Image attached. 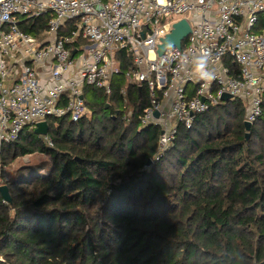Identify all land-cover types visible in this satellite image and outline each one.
I'll return each instance as SVG.
<instances>
[{"label":"trees","instance_id":"obj_1","mask_svg":"<svg viewBox=\"0 0 264 264\" xmlns=\"http://www.w3.org/2000/svg\"><path fill=\"white\" fill-rule=\"evenodd\" d=\"M48 18L20 25L38 36ZM130 65L110 93L85 87L89 116L48 119L54 146L30 126L3 144L6 167L43 159L0 177L11 198L0 192V264H264V102L248 139L246 105L230 98L160 152V129L140 125L149 99L126 81Z\"/></svg>","mask_w":264,"mask_h":264},{"label":"built area","instance_id":"obj_2","mask_svg":"<svg viewBox=\"0 0 264 264\" xmlns=\"http://www.w3.org/2000/svg\"><path fill=\"white\" fill-rule=\"evenodd\" d=\"M263 14L264 0H0V177L7 171L3 144L49 118L86 117L85 87L110 93L127 62L126 81L144 87L149 99L140 124L160 129V152L180 125L191 127L224 94L244 101L253 125L264 102V31L257 30ZM43 15L47 28L38 36L20 25ZM181 20L189 34L160 55ZM79 40L86 43L75 45ZM201 52L208 53L211 81L193 72ZM121 94L128 104L126 86Z\"/></svg>","mask_w":264,"mask_h":264},{"label":"water","instance_id":"obj_3","mask_svg":"<svg viewBox=\"0 0 264 264\" xmlns=\"http://www.w3.org/2000/svg\"><path fill=\"white\" fill-rule=\"evenodd\" d=\"M189 32L190 26L186 20H181L174 24L172 32L164 39L163 44L159 46L158 53L162 55L167 48L172 46L180 47L183 39L189 34ZM230 98V95L224 94L222 100L227 101ZM156 116H158V114H156ZM244 125L246 128V138L248 139L251 136V128L253 125L249 121H245ZM48 131L49 126L47 121L39 122L35 128V133L38 135H47ZM147 164L151 165L152 159H149ZM0 192H2L5 201L9 202L11 200L7 185H0Z\"/></svg>","mask_w":264,"mask_h":264},{"label":"clouds","instance_id":"obj_4","mask_svg":"<svg viewBox=\"0 0 264 264\" xmlns=\"http://www.w3.org/2000/svg\"><path fill=\"white\" fill-rule=\"evenodd\" d=\"M193 72L197 79L211 81L214 79V72L209 67V58L207 52H201L192 60Z\"/></svg>","mask_w":264,"mask_h":264},{"label":"rangeland","instance_id":"obj_5","mask_svg":"<svg viewBox=\"0 0 264 264\" xmlns=\"http://www.w3.org/2000/svg\"><path fill=\"white\" fill-rule=\"evenodd\" d=\"M131 112V111H130ZM90 115V113H88V116ZM141 125V124H140ZM41 159H43L42 158V156H40V155H32V156H26V157H24V158H18L15 162H14V164H13V166L12 167H7V173L9 174V173H13V171H14V168H17L19 165H21V163L22 162H27V161H30V160H32V161H36V162H38V161H40ZM153 161L154 160H152V163H153Z\"/></svg>","mask_w":264,"mask_h":264}]
</instances>
